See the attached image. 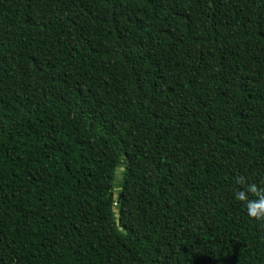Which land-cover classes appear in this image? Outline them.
<instances>
[{"label": "trees", "instance_id": "16d2710c", "mask_svg": "<svg viewBox=\"0 0 264 264\" xmlns=\"http://www.w3.org/2000/svg\"><path fill=\"white\" fill-rule=\"evenodd\" d=\"M261 200L264 0H0V264H264Z\"/></svg>", "mask_w": 264, "mask_h": 264}, {"label": "clouds", "instance_id": "9594fccd", "mask_svg": "<svg viewBox=\"0 0 264 264\" xmlns=\"http://www.w3.org/2000/svg\"><path fill=\"white\" fill-rule=\"evenodd\" d=\"M255 202H248L247 208H248V213L251 217L254 219H264V200L259 201L258 208L255 212H253L252 207Z\"/></svg>", "mask_w": 264, "mask_h": 264}, {"label": "water", "instance_id": "95a60500", "mask_svg": "<svg viewBox=\"0 0 264 264\" xmlns=\"http://www.w3.org/2000/svg\"><path fill=\"white\" fill-rule=\"evenodd\" d=\"M122 170H123V168H120L119 170H116V171H115V181H116L117 179H120V172H121ZM116 190H120V188H117ZM120 196H121L120 194H119V195H113V199L116 200V199H118ZM114 213H115V215L117 216L118 211L115 209V210H114ZM116 223L118 224V221H116Z\"/></svg>", "mask_w": 264, "mask_h": 264}]
</instances>
